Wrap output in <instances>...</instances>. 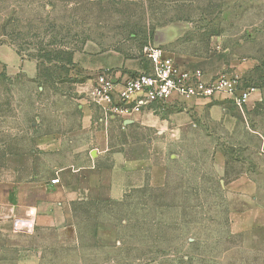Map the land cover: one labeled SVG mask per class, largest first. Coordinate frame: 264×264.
<instances>
[{
	"label": "rangeland",
	"instance_id": "1",
	"mask_svg": "<svg viewBox=\"0 0 264 264\" xmlns=\"http://www.w3.org/2000/svg\"><path fill=\"white\" fill-rule=\"evenodd\" d=\"M149 43L257 92L124 125L136 115L106 113L91 91L98 75L148 72ZM59 46L77 63L38 54ZM84 51L124 65L83 69ZM218 102L226 111H211ZM116 154L130 166L123 195L84 191L81 175ZM47 203L65 222L13 227ZM0 264H264V0H0Z\"/></svg>",
	"mask_w": 264,
	"mask_h": 264
},
{
	"label": "built area",
	"instance_id": "2",
	"mask_svg": "<svg viewBox=\"0 0 264 264\" xmlns=\"http://www.w3.org/2000/svg\"><path fill=\"white\" fill-rule=\"evenodd\" d=\"M145 54L150 64L148 73L122 78L104 73L96 78L91 97L106 113L130 117L175 101H212L221 96L242 107L257 92L255 88H242L237 75L208 80L201 70L178 65L155 44L149 43ZM59 183V179L52 180V184Z\"/></svg>",
	"mask_w": 264,
	"mask_h": 264
},
{
	"label": "crops",
	"instance_id": "3",
	"mask_svg": "<svg viewBox=\"0 0 264 264\" xmlns=\"http://www.w3.org/2000/svg\"><path fill=\"white\" fill-rule=\"evenodd\" d=\"M165 39H167V36L166 38H164V40ZM82 55L84 57L81 64L83 69L101 71L124 65V62L120 59V57H114L113 55L98 54L95 56H90L88 51H84V54L82 53ZM74 61L75 63H77V53L74 56ZM219 99L221 100L225 98L224 96H221ZM201 101L202 100H190L187 102H189L191 106H194L196 104L201 105ZM225 108L226 104L218 102L217 104L211 106V111L219 112L220 110H222L224 112L226 111ZM137 117L138 116L136 115V118L134 117L135 119L123 120L124 125L134 124L137 120H139L141 116L139 118ZM143 119H145V117H143ZM105 159L106 157L103 156L102 160ZM114 160L115 163L113 165L105 166L97 171L95 173L96 177L93 179H91L87 174H82L80 178L82 181L81 187L84 188L83 190L86 192H91L94 189L107 188L112 197L120 198L123 195V191L125 190L126 186L125 171L128 170L130 166L128 165V163L123 162L124 158L122 154H116ZM162 179L163 176L161 173H159L155 177H153V183L155 185H161L163 181ZM67 188L68 190L73 191L71 195H73L74 191H78V189H73L70 186H67ZM63 208L64 207L61 204H59L58 208L51 203L43 205L35 204L33 206H30L29 208L25 207L22 211L19 212L20 214L18 216L16 215L13 219V227H22L23 229L30 230L35 226L60 225L62 224V222H65L66 219L65 213H63ZM52 210L55 211L51 213ZM64 211L66 210L64 209ZM12 212H14V210H12Z\"/></svg>",
	"mask_w": 264,
	"mask_h": 264
},
{
	"label": "trees",
	"instance_id": "4",
	"mask_svg": "<svg viewBox=\"0 0 264 264\" xmlns=\"http://www.w3.org/2000/svg\"><path fill=\"white\" fill-rule=\"evenodd\" d=\"M49 45L55 46L56 43L51 42ZM75 52H76V49H74V48H68L66 46H64V47L59 46V47H56L55 49H52V50L42 51V49H41L38 51V54L41 58H44L45 60H48L49 62H51L52 60H55V61H59L61 63L63 62L64 66L65 65L69 66V65L74 64L73 59H74ZM148 65H149V68H148V72H149L150 71L149 62H148Z\"/></svg>",
	"mask_w": 264,
	"mask_h": 264
},
{
	"label": "water",
	"instance_id": "5",
	"mask_svg": "<svg viewBox=\"0 0 264 264\" xmlns=\"http://www.w3.org/2000/svg\"><path fill=\"white\" fill-rule=\"evenodd\" d=\"M92 155L95 156V152H93Z\"/></svg>",
	"mask_w": 264,
	"mask_h": 264
}]
</instances>
